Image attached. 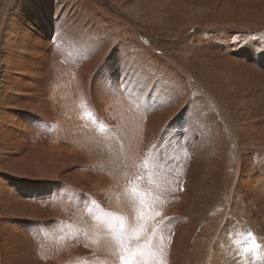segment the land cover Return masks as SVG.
Returning <instances> with one entry per match:
<instances>
[{
  "label": "bare ground",
  "instance_id": "obj_1",
  "mask_svg": "<svg viewBox=\"0 0 264 264\" xmlns=\"http://www.w3.org/2000/svg\"><path fill=\"white\" fill-rule=\"evenodd\" d=\"M108 1L130 16L135 36L88 0H0V264H121L122 234L138 224L130 247L148 253L138 264H206L219 212L204 191L216 185L203 174L202 148L188 156L178 117L196 55L164 62L149 37L159 22L262 24L264 0Z\"/></svg>",
  "mask_w": 264,
  "mask_h": 264
},
{
  "label": "rangeland",
  "instance_id": "obj_2",
  "mask_svg": "<svg viewBox=\"0 0 264 264\" xmlns=\"http://www.w3.org/2000/svg\"><path fill=\"white\" fill-rule=\"evenodd\" d=\"M88 2L116 24H129L127 30L132 36L139 31L130 16L108 0ZM26 3L21 1L18 5L22 7ZM260 24L210 21V24L191 28L190 23L179 24L173 30L159 22L155 37H149L154 44V56L164 62L169 63V58L174 62L184 61L196 55L198 65L190 61L185 67L191 76L187 79L186 109L178 117L183 132L188 135L186 147L191 154L188 156L193 161V153L202 148L203 174L208 175L211 185H216L214 190L204 189L205 195H209L211 189V196L216 199L210 211L219 212L217 220L209 221L210 236L205 239L203 248L206 264H210L211 253L218 264L226 263L229 258L233 264H264L259 256L264 251V23ZM177 28L187 31L178 38L172 37L178 32ZM199 60L204 62L201 63L204 68ZM174 66L178 65H173L175 70ZM177 102L176 98L172 100V104ZM213 163H218L217 170ZM229 222L234 226L233 231L222 233V227ZM204 224L207 222L202 226ZM228 242H232L231 245ZM212 243H217L216 251ZM253 243L259 247L247 251ZM229 250L234 252L228 254Z\"/></svg>",
  "mask_w": 264,
  "mask_h": 264
},
{
  "label": "snow or ice",
  "instance_id": "obj_3",
  "mask_svg": "<svg viewBox=\"0 0 264 264\" xmlns=\"http://www.w3.org/2000/svg\"><path fill=\"white\" fill-rule=\"evenodd\" d=\"M111 220L113 223H118L120 227L123 229L124 228V219L122 217H112L111 214H109ZM144 219V212L143 211H138L137 213V220L142 221ZM165 225H161V229H163ZM143 226L139 225L132 229L131 232L125 230L122 234V241L126 247L123 248L124 252L127 253V258L124 256L121 257V264H138V257L147 255L148 253H145L143 251L142 246H137L136 249H132L130 247L131 241L133 240H138L140 238L141 233L143 232ZM258 245L255 243L252 244L251 248L246 249L247 251H253L255 250ZM242 251L245 249H241ZM156 264H164L163 260L157 261Z\"/></svg>",
  "mask_w": 264,
  "mask_h": 264
}]
</instances>
